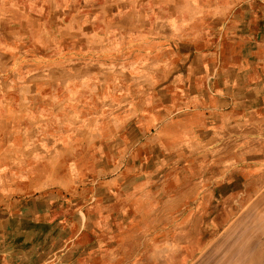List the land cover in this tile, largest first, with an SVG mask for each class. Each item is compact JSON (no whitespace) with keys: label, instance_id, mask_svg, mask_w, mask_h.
Wrapping results in <instances>:
<instances>
[{"label":"crops","instance_id":"obj_1","mask_svg":"<svg viewBox=\"0 0 264 264\" xmlns=\"http://www.w3.org/2000/svg\"><path fill=\"white\" fill-rule=\"evenodd\" d=\"M152 3L114 33L101 0L91 30L50 10L59 39L0 28V264L170 261L145 231L264 184V0Z\"/></svg>","mask_w":264,"mask_h":264},{"label":"rangeland","instance_id":"obj_2","mask_svg":"<svg viewBox=\"0 0 264 264\" xmlns=\"http://www.w3.org/2000/svg\"><path fill=\"white\" fill-rule=\"evenodd\" d=\"M134 5L143 6L142 2H135ZM223 188L224 198L218 200L220 207L215 209L212 206L215 202H212L208 214L191 216L193 222L201 220L197 226L193 225L197 229L175 230L170 234L164 230L143 233V239L158 236L155 240L161 244V253L164 251L161 255L167 259L169 254L170 261L149 262L147 258L151 246H147L144 255L133 264H264V204L259 205L264 200V184L250 193L245 191L242 181L234 192L228 184H223ZM215 210H222L223 213H216ZM166 217L160 214L155 219L162 222ZM175 217L179 222L183 214H176ZM172 234L175 240L169 241ZM148 244L151 245V242Z\"/></svg>","mask_w":264,"mask_h":264},{"label":"bare ground","instance_id":"obj_3","mask_svg":"<svg viewBox=\"0 0 264 264\" xmlns=\"http://www.w3.org/2000/svg\"><path fill=\"white\" fill-rule=\"evenodd\" d=\"M4 1L5 0H0V28L1 29L10 28L11 31L16 30L17 33L18 32L21 33L20 27L26 26L27 24H29L28 22L32 20L33 26L39 29L38 31H42V33L47 34L48 39L53 40V39H59L61 37L59 36V32H58L59 29L57 30V28L54 25H52V23L54 22H51L49 20V23H47L48 21L47 16H49L50 10L55 9L57 12L61 13L63 16L70 17L71 21L74 24H79L77 29L83 31L82 23L83 25L86 26L85 30L90 29L88 24H90L92 28L94 27L93 21L90 20V16L93 15L91 7L94 8L95 4L98 3L99 0H57L55 2H53V0H8L9 3H4ZM101 1H107L112 4H115L112 10L110 9L109 13L108 11L106 13H103V17L107 18V22H108V24L105 22L106 25L104 29L107 28V31L110 33H114L115 30L116 31L118 30L117 25H114V26L112 25L110 28L109 26L110 24H113V23L116 24L117 21H120V22L123 21L125 23L132 24V23H135L133 22L134 17H135V20L137 19L138 22L142 18L141 13H137L141 7L139 8L136 7V5H134L135 4L134 0H101ZM13 2L17 4V7L19 10H21L22 12L26 11L29 14V16H26L22 12L18 10H14L13 8L9 7V4H13ZM140 2H142V4L150 3L155 8V4L152 3L153 0H143V1L141 0ZM102 8L104 9V12H105V7H102ZM154 8L152 10L145 12L146 14L150 15L151 18L157 17V14H158V13L156 14ZM7 10L9 12H7ZM151 11L153 12L151 13ZM82 18H84V20H82ZM41 20L44 22L41 23L42 22ZM15 21L16 23L13 24V22ZM55 30L57 31V34H53V32L55 33ZM61 44H64V42ZM70 44H67L66 47L71 48L70 46L72 45Z\"/></svg>","mask_w":264,"mask_h":264}]
</instances>
